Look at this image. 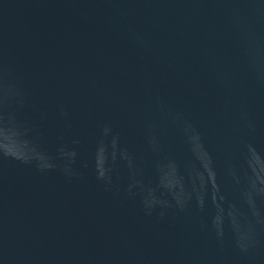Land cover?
<instances>
[{
    "label": "water",
    "instance_id": "water-1",
    "mask_svg": "<svg viewBox=\"0 0 264 264\" xmlns=\"http://www.w3.org/2000/svg\"><path fill=\"white\" fill-rule=\"evenodd\" d=\"M0 264H264V0H0Z\"/></svg>",
    "mask_w": 264,
    "mask_h": 264
}]
</instances>
